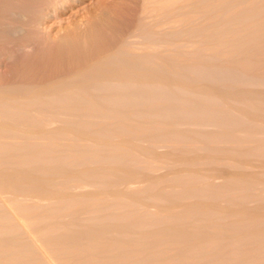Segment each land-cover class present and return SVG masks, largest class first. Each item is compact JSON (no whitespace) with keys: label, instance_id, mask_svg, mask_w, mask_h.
Returning a JSON list of instances; mask_svg holds the SVG:
<instances>
[{"label":"bare ground","instance_id":"6f19581e","mask_svg":"<svg viewBox=\"0 0 264 264\" xmlns=\"http://www.w3.org/2000/svg\"><path fill=\"white\" fill-rule=\"evenodd\" d=\"M12 1L0 0L9 38L24 29ZM119 50L36 84L0 82V264H264V90L242 87L233 70L264 62V52L228 60L230 49V65L208 64L210 54L179 66ZM190 71L203 83L187 84ZM117 107L150 112L136 119ZM159 140L180 145L159 153Z\"/></svg>","mask_w":264,"mask_h":264},{"label":"rangeland","instance_id":"374dc122","mask_svg":"<svg viewBox=\"0 0 264 264\" xmlns=\"http://www.w3.org/2000/svg\"><path fill=\"white\" fill-rule=\"evenodd\" d=\"M33 1L34 0H13L11 2L12 10L14 9V11L20 13V11L16 10V9H19L22 7L21 9L24 10V11H22V16L24 15L25 17L21 16L20 18H18L20 20L19 23L22 22L20 24L21 26L19 25L17 18H14L13 16H11V18L9 20L11 23L19 25L22 29L23 28L24 29H23V31L21 30L19 32V34L17 33L18 35L15 34L16 36L14 35V37H13V35L12 36L9 35L10 38L7 36H4V35H3L4 37L2 35H0V82H2L3 85L15 84V82L20 83L21 81L23 82V83L21 82V84H30V83L36 84L39 81L43 82L46 80H50V78L53 79V77L56 78L57 76L58 77L62 76L65 73H68V71L70 72V71H73V69L81 67L82 65H84L89 60H93L95 58V56H97L98 52L101 53L103 51H109V50L112 51L114 49L115 50L121 49L119 51L121 52L122 57L125 56L124 59L127 60V58H128V61H133L135 58H138L137 56H139L140 58H149V57L154 58V56L155 57L158 56V58H155V59H158L159 61L165 60V62H167V61H170V59L171 60L175 59L176 61L178 60L177 63H179L178 64L179 66L187 65V63L190 64L192 60H193L192 62H196L195 59L197 60L199 57H203V56L205 58L207 56H210V54L212 55L211 58H209V57L205 58L206 62L209 60L210 63L208 62V64H212V65L213 64L214 65L227 64V65H230L231 61L228 62V61H224V60H227V58H229L228 52H230L232 50L234 53L230 56L231 58H229L228 60L236 59V58H237L236 60H239V59L244 58L246 56H251V58L253 60V57H255V56L258 57L259 54L262 53V51L264 52V15H263L264 14V12H263L264 11V0H249V1L248 0H215V1L214 0H207V1L206 0H194V1L193 0H174L176 2H174V1L172 2L171 0H169V2H167L166 0H165L166 2L164 0L163 1L162 0H156V1L155 0H109V1L108 0H74V2H73V0H67V1L66 0H64V1L63 0H51V1L50 0H47V1L46 0H35L34 2ZM116 1H118L120 3L116 2ZM211 1H213L215 3L217 2V3L215 4ZM47 3H49V4L47 5ZM163 3H165V6L163 5ZM167 3H169V4H167ZM236 3H238V4H236ZM23 4H25V5H23ZM151 4H153V5H151ZM157 4H159V5H157ZM160 4H162L164 7ZM170 4H172V5H170ZM210 4H212V5H210ZM192 5H194V6H192ZM112 6L115 8H113ZM224 7H226V8H224ZM5 8H7V7H4V9ZM27 8H28V11L31 9L30 12H28V13L25 11V9H27ZM150 8H152V10ZM234 9H235V11H234ZM245 9H246V11H245ZM39 11L41 13H43L44 15L39 13ZM99 11L103 12V13L107 12L108 14L101 13L104 17H102L103 20H101V17H99L100 19L98 22V19H97L98 17L96 18V16H102L99 14ZM218 11H219V13H218ZM25 12L27 13V15ZM109 12H112V13H109ZM240 12L243 14H240ZM23 13H25V14H23ZM260 13H262V14L260 15ZM39 14H41L43 17ZM97 14H99V15H97ZM162 14H164V15H162ZM197 14H198V16H196ZM93 15H95V16L93 17ZM187 15H189V16H187ZM217 15H219V16H217ZM26 16H28L27 19L23 20L22 18H26ZM37 16H41L42 18L40 19V17H37ZM247 16L250 18H248ZM33 17L34 18L37 17L36 19L39 21H37L36 19H33ZM223 17H224V19H223ZM12 18L17 20L16 21L17 23L15 22V20H12ZM104 18L105 19L107 18L105 20L106 22H103ZM227 18H228V20H227ZM259 18H260V20H259ZM261 18H263V20ZM192 19H194V20H192ZM256 19H257V22H256ZM27 20H28V22H27ZM33 20L37 22L36 30H35V26L33 25L36 22H34L32 25L30 23V22H33ZM100 20H101V22H100ZM210 20H212V21H210ZM239 21H240V23H239ZM201 22H202V24H201ZM226 22H228V23H226ZM23 23H25V24H23ZM28 23H29V25H28ZM109 23H111V24H109ZM196 24H198V25H196ZM252 25H253V27H252ZM29 26H32L34 28L29 27ZM204 26H205V28H204ZM229 26H231V27H229ZM241 26H242V28H241ZM173 27H175V28H173ZM76 28H79V29H76ZM185 28H187V29H185ZM174 29H176V30H174ZM74 30L76 31V33L72 32ZM78 30H80L81 32ZM91 30H92V32H91ZM21 32H22V34H21ZM77 32H79V34ZM238 32H240L241 36L239 35ZM252 32H254V33H252ZM71 33L74 35H71ZM229 33H231V34L229 35ZM28 34H29V36H28ZM199 34H201V35H199ZM253 34L257 35V36H254ZM155 35H157V36L155 37ZM80 36H83V37H80ZM163 36H164V38H163ZM5 37L7 38V40L5 39ZM236 37H238L239 39ZM241 37L243 40H240ZM246 38H249V39H246ZM3 39H4V41H3ZM193 39H194V41H193ZM205 41H207V42H205ZM237 41H238V44L240 47V49H238V50L236 49V48H238L237 47V45H238ZM122 42L124 43L123 45H122ZM167 42H168V44H167ZM248 42H249V44H248ZM196 43L199 46H197ZM242 43H244V44H242ZM232 44H234V46ZM240 44H242V45H240ZM177 45H178V47H177ZM180 45H182V46H180ZM243 45H245V46H243ZM16 46H18V48H16ZM210 46L212 48H210ZM12 47H14V48H12ZM128 47H131V48H128ZM164 47H165V49H164ZM227 47H228V49H227ZM232 47H234V48H232ZM172 48H175V50ZM15 49H17V51ZM125 49L127 52L125 51ZM189 49H193V50H189ZM208 49H210V50H208ZM218 49H220V50H218ZM230 49H232V50H230ZM13 50L16 51L15 54L13 53L14 52ZM172 50H174L175 52ZM214 50H217L219 53L217 51H214ZM241 50H242V52H241ZM255 50H257V52ZM9 51H11V52H9ZM124 51L126 52V54H124ZM205 51L208 53H205ZM225 51H227V52H225ZM252 51H254V52H252ZM129 52H131V53L133 52L131 56L134 59H132V58L130 59L128 57L131 54ZM210 52H212V53H210ZM222 52H223V54H222ZM154 53H157V54H154ZM255 53H256V55H255ZM213 54L215 57L213 56ZM215 54L219 57L221 56V58H219V61L215 60V58L218 59V57ZM18 55H20V56H18ZM176 55H177L178 59L175 58ZM193 55H194V58H193ZM126 56H127V58H126ZM164 56L167 59L163 58ZM168 56H169V58H168ZM189 56H190V58H189ZM159 57H160V59H159ZM213 59H214V61H212ZM180 61H181V63H180ZM244 64H246V63H244ZM253 64L254 63L249 62L248 66L243 65L240 69L241 71H239L237 68H235V69L232 68V69L234 71L237 70L236 72H238V74L237 73L236 74L238 76H240L242 78V80L244 81L243 82L244 84L242 87H245V88L248 87L247 89H252V90H260L261 89L260 91H263L264 90V78H263L264 62H258V63H255L254 65ZM13 65H16V66H13ZM249 65H250V67L252 65V67L250 68ZM258 65L259 66L261 65L260 67H258V70L261 69L260 71H258L256 68ZM248 67H249V69H248ZM258 72H260V73H258ZM62 73H64V74H62ZM231 73L232 74L234 73V75L228 73L227 75H230V76L232 75L231 77H228V78L235 79L237 75L235 74V72L231 71ZM252 73L256 74V75H254V76H256L255 77L256 79L255 78L250 79V77L253 76ZM247 74L248 75L250 74V75L248 76ZM185 75L183 78L188 82L187 84L191 83L192 85H195V84L203 83L202 78L197 77L195 75L194 71H190L187 74V76H188L187 79H186ZM223 75H225V73H223ZM257 75H259L261 77L258 78L259 76H257ZM11 76H13V77H11ZM248 77H249V79H248ZM224 78H226V77L224 76ZM222 79H223V76H222V78L218 77V80H222ZM24 80L25 81L28 80V83H26ZM248 80H250V81H248ZM4 82H6V83H4ZM248 82H249V84H248ZM219 83H221V82H219ZM256 86H257V89L255 88ZM121 89H123V88H121ZM177 96L180 97L181 93H179ZM138 97L140 98V96H138ZM138 97L136 99L138 102L139 101L141 102V100L144 99V98H142V99L140 98V100H138ZM177 100L179 101L180 106H181V104H185L182 106L187 105V102L184 99L182 101H181V99H176L175 101L178 102ZM145 105H148L147 107L149 108V110L152 109V107L151 108L149 107V102H147V104H145ZM130 108L127 110H122L119 107H117V111L121 110V111L126 112V114L127 113L130 114V112H128V111H131V110H132V113H133V111H134V113L136 112L135 111L136 108L135 109L134 108L130 109ZM148 108L144 107L145 110L147 109L146 110L147 113L149 111ZM252 108L257 110L255 107H252ZM142 109H143V107H142ZM142 109L140 111L142 112V115H143L145 110H142ZM259 110H260V108H259ZM139 112H138L139 117L136 116V119L141 118V112L140 113ZM228 120H230V118H228ZM232 123L233 122H231V121L229 122L230 125H232ZM211 127L213 128L214 126H210V125L207 126V128H209V129H211ZM235 139L233 141L236 142V144L238 146H241V147L244 145L246 146L249 143V141H248V143H247V141H238L239 140L238 137H236ZM172 141H174V140L162 141V142L160 140H159V142L156 141V144L154 143L155 144L154 148L156 147L157 150H156V148H155V150L159 153L169 152V150L174 148L173 145L176 147L178 145H180L179 142H177V141L172 142ZM169 142H172V143H169ZM175 142H177V144ZM199 144L200 143L198 142L197 145H199ZM164 145L165 146L167 145V146L165 147ZM249 145H250V143H249ZM157 146H159V147H157ZM199 146H202V144ZM170 147H172V148H170ZM160 148H161V150H160ZM163 167H165V168H163ZM163 167H162V165H161V167H160V165H158V167L156 165L154 168L156 170L152 169L153 171H156V172H153V173H157V174H159L160 172H161L160 174H164V172L167 173L168 167L167 168H166V166H163ZM134 180H135V182H134ZM134 180L132 179L131 182H129L130 184L128 183V185L133 186V187H135V186L139 187L141 185L140 183H144L141 179H139V180L134 179ZM140 180H141V182H138ZM218 180L219 179L216 178V181H218ZM84 187H82L83 190L84 189L85 190L90 189L89 186H84Z\"/></svg>","mask_w":264,"mask_h":264}]
</instances>
